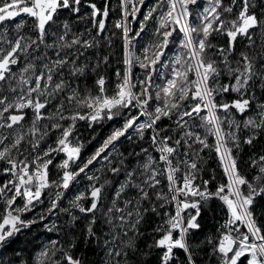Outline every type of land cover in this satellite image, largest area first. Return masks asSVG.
<instances>
[{
	"label": "snow or ice",
	"instance_id": "obj_1",
	"mask_svg": "<svg viewBox=\"0 0 264 264\" xmlns=\"http://www.w3.org/2000/svg\"><path fill=\"white\" fill-rule=\"evenodd\" d=\"M144 5L115 0L105 36L109 0H0V253L38 224L57 233L0 264H86L75 253L81 218L103 264H146L153 252L158 264H264V154L238 160L264 137V4L154 0L133 28ZM117 35L108 87L104 49ZM79 121L115 125L87 157ZM133 134L125 154L121 139ZM205 149L222 169L214 190ZM214 202L223 218L198 238ZM149 215L159 219L142 250Z\"/></svg>",
	"mask_w": 264,
	"mask_h": 264
},
{
	"label": "trees",
	"instance_id": "obj_2",
	"mask_svg": "<svg viewBox=\"0 0 264 264\" xmlns=\"http://www.w3.org/2000/svg\"><path fill=\"white\" fill-rule=\"evenodd\" d=\"M98 6L103 7L105 0H95ZM115 2V0H109V7L110 12L109 16L106 20V26L107 31L104 33L105 36H110L113 32V22L114 20L119 18L118 13H114L111 11L112 4ZM207 2V0H201V3ZM154 3V0H145V5L141 9V13L138 14V18L136 21L131 22V26L133 28H138L139 26V20L143 18L142 13L145 12L148 9V6L150 4ZM259 4H264V0H258ZM257 11H259V8H257ZM16 22H19V18L16 19ZM7 26V25H5ZM148 31L150 32L151 29L149 28ZM119 35V34H118ZM117 37H113L114 44L111 48H105L104 51L106 53H111L113 55V60L111 63V66L108 69V76L112 80V84L107 85L108 87L114 86L115 77L113 74L116 67H119L120 65L117 63V57L121 54V41ZM259 33H257V41L259 42ZM144 42V41H143ZM216 42L218 43H224V40L222 38L218 39ZM244 43V42H242ZM241 45L237 46V51H239ZM169 56L172 55V52L168 53ZM135 72H139V68L134 69ZM89 83H91V80H89ZM256 94L257 97L260 96V88L259 85L256 86ZM229 98L234 99L235 94H230ZM29 115H31L29 113ZM243 118L242 114L236 113V119L240 120ZM115 126L111 123H105V124H97L94 126V129L88 128V125L81 121L78 123V129L81 138L86 141L84 149L82 150V155L84 157H87L93 149L97 146L98 142L101 141L110 131L111 128ZM243 135V134H241ZM55 137L53 136L52 140H54ZM52 140H49L48 143H52ZM212 142V138L209 139V143ZM122 143V151L127 154L128 152H131L134 147L137 145V141L135 139V135L133 134V139L131 141L126 140L124 138L121 139ZM243 151L238 153V160L242 159L243 161H248L251 156L258 155V154H264V137H261L259 142L255 144V146H248L243 145ZM138 150V149H137ZM204 160L206 162V172L204 174V179H209L210 176H215L216 180H213L210 182L209 187L211 190H214V186L216 182L220 179L222 169L219 166V160L214 154V152L205 149L204 151ZM59 161V158H56L53 162V165H50V175H53L57 171V169L54 167V165ZM2 164V162H0ZM243 167V165H242ZM251 171V170H249ZM5 177L3 175H0V183L4 181ZM75 191V189L72 190V192H69V197L72 195V193ZM43 205L38 206L37 209L33 210L32 214H37L38 209L41 207H47L48 205V195L47 193L42 197ZM219 202H214L212 207L216 208L215 212H204L202 213L203 220V230L201 232L197 233L198 238H203L204 235L214 232V225L218 222V220L223 218V212L219 211L218 207ZM62 207H68V199L65 198L62 204ZM28 215V214H26ZM60 215V221H57V223H60L62 221H65L67 219L66 216L63 214ZM147 222L141 225V232L144 233V236L139 240V246L142 250H146V245L151 243V233L152 229L156 226L158 223V217L155 215H149L147 218ZM51 221H56V216H50L48 219V223ZM87 224V221L81 218L78 223L75 225L77 230V235L79 237L78 240V246L75 249V253L77 256H81L85 259L86 264H103L104 261V251L103 246L98 245L96 240L93 239L91 242H88L83 238V231L85 230V226ZM97 228L99 229V225H97ZM106 230V229H105ZM43 234V237L41 238ZM99 235V232H98ZM57 238V233L55 231L48 232L46 229H44L42 223L38 224L36 226H33L31 229V232H23L20 234L17 238L15 243L8 247L7 249L3 250V257L2 259L7 260L8 258L12 257V250L16 249L19 251L20 249L25 250V257L28 255V253L33 252L35 249L38 250V246L42 243H46L49 239ZM63 238V237H61ZM177 256L182 258V252L180 250H176ZM131 258V257H130ZM141 259H144L146 261V264H158L157 255L155 252H153L151 255L147 257H140ZM243 259V258H242Z\"/></svg>",
	"mask_w": 264,
	"mask_h": 264
},
{
	"label": "rangeland",
	"instance_id": "obj_3",
	"mask_svg": "<svg viewBox=\"0 0 264 264\" xmlns=\"http://www.w3.org/2000/svg\"><path fill=\"white\" fill-rule=\"evenodd\" d=\"M207 2H205V3H203V4H206ZM151 5V4H150ZM147 11V10H146ZM142 43H143V41H142ZM79 122H81V121H79ZM78 122V123H79ZM59 162V161H58ZM57 162V163H58ZM52 222V221H51ZM51 222L49 223V224H51ZM43 237V234H42V236H41V238ZM36 251H39V249L38 250H36ZM3 253V252H2ZM2 253H0V259H2V257H3V254ZM2 256V257H1Z\"/></svg>",
	"mask_w": 264,
	"mask_h": 264
},
{
	"label": "built area",
	"instance_id": "obj_4",
	"mask_svg": "<svg viewBox=\"0 0 264 264\" xmlns=\"http://www.w3.org/2000/svg\"><path fill=\"white\" fill-rule=\"evenodd\" d=\"M210 188V187H209ZM52 239H56V238H52Z\"/></svg>",
	"mask_w": 264,
	"mask_h": 264
}]
</instances>
